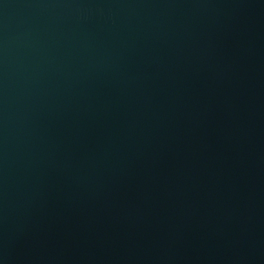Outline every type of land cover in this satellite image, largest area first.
<instances>
[{
	"label": "water",
	"instance_id": "obj_1",
	"mask_svg": "<svg viewBox=\"0 0 264 264\" xmlns=\"http://www.w3.org/2000/svg\"><path fill=\"white\" fill-rule=\"evenodd\" d=\"M0 264H264V0H0Z\"/></svg>",
	"mask_w": 264,
	"mask_h": 264
}]
</instances>
